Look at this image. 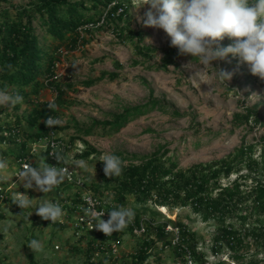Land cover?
Returning <instances> with one entry per match:
<instances>
[{
  "label": "rangeland",
  "instance_id": "374dc122",
  "mask_svg": "<svg viewBox=\"0 0 264 264\" xmlns=\"http://www.w3.org/2000/svg\"><path fill=\"white\" fill-rule=\"evenodd\" d=\"M29 1L11 0L16 5H24ZM122 2L128 8V16L113 24L120 27L128 25L134 31L145 32L143 43L146 45L166 48L170 44L169 38L162 29L143 25L142 18L148 5L142 6L140 0H122ZM4 7L5 5H1L0 9ZM91 34L92 37L82 49L70 52L65 57L68 65L65 69H61L63 71L61 83L65 84L70 79L75 87L67 90L64 101L62 104H57L56 110V117L65 121L62 126L64 129L58 130L59 135L69 147L71 145L66 157L90 188L103 187L99 171L104 165L100 162V158L96 157L88 160L78 159L79 153L75 151L79 149L77 145L83 147V141L99 151L100 157L104 153L117 152L147 155L164 146L170 151L168 156L178 157L181 167H189L221 159L240 146L243 141L254 143L264 136V125L256 126L250 131L245 126L234 128L232 123L234 114L242 111V105H258L264 116V81L251 75L246 65L238 63V58L229 55L223 60L212 62L213 68L232 73L229 81H220L215 76V69L204 68L190 56L181 57L177 61V66L169 67L167 71L159 68L163 57L160 51L144 65L133 66L132 61L138 59L134 42L120 41L112 24L92 29ZM86 37L88 38V35ZM230 43L231 41L225 38L220 41V46L226 47ZM115 61L122 64L121 69L118 70L120 72L118 79L112 81L105 78L90 87L82 84L88 79L99 77L101 72L115 71ZM143 80L147 84H144ZM153 99L186 113V116L173 117L162 110H154L135 117L119 132L97 128L91 135H86L78 130L91 126L94 120L103 121L109 118L110 114L119 113L124 108L144 104ZM39 100L57 101V95L50 89L43 90ZM0 109L7 114L0 117L2 124L12 125L15 115L21 118V128L26 143L31 144L33 141L31 142L25 133L27 131L25 117L30 105L22 104L18 108L16 105L0 107ZM25 138L22 137V142ZM20 143L21 141L16 144L10 142L0 146V159H5L9 163V168L3 173L6 179L0 181V185L3 188L12 187L9 191L12 200L10 203H3L0 210V264H29L30 254L34 256L36 264H131L133 253L137 252L143 240L155 238L153 232L139 235L125 228L120 236L118 254L112 255L111 244L104 243V250L99 257L91 262L88 261L89 241L92 239L97 244L101 240L96 235L84 234L81 238H76L74 235L71 223L74 218L73 204L76 203L77 198L75 187L71 185L68 188H61L63 185H58L50 192L42 193L36 190L35 185L32 189H28L23 181L14 183L16 156L23 151ZM29 149L27 147L24 151L28 153ZM259 155L258 149L256 157ZM41 161H46L45 153L42 151L31 157V162L35 163L36 167ZM243 172L246 173L245 170ZM236 177L237 175H232L231 181ZM223 183L226 184L227 180H223ZM19 191L24 193L25 198L32 200L33 207L21 209L13 203V197ZM100 196L112 203V195L109 191H104ZM41 199L59 203L64 215L56 222L43 220L35 214V206ZM132 202L133 199L130 200L128 207L134 206ZM157 210L161 215L147 214L144 217L145 221L150 219L154 222L153 226L163 224L167 219L184 223L189 232L196 234L197 251L205 255L207 264H217L220 261L224 264L251 262L264 264V251L252 246L251 240H247L251 245L248 249L239 251L238 254L244 256L240 261H234L233 253L227 248L216 253L213 250L217 235L215 222H205L189 208ZM33 239L43 245V252L34 253L28 247ZM170 239L171 233L168 232V240ZM155 240L153 255L146 263L173 264L179 258L175 250L166 249L163 241L157 238Z\"/></svg>",
  "mask_w": 264,
  "mask_h": 264
},
{
  "label": "trees",
  "instance_id": "16d2710c",
  "mask_svg": "<svg viewBox=\"0 0 264 264\" xmlns=\"http://www.w3.org/2000/svg\"><path fill=\"white\" fill-rule=\"evenodd\" d=\"M1 5L5 7L0 9V86L8 83L18 88L23 96V103L17 104V108L22 104L30 105L25 117L27 127L25 133L31 142L38 141L47 134L44 123L47 117L57 118L56 110L51 111L47 107L49 102L39 100L41 92L47 89L56 90L57 101L54 102L57 105L62 104L67 90L75 87L70 79L63 84L52 78L56 62L61 60V51L79 50L80 46H85L92 37L90 29L84 31L88 38L83 37L79 30L81 27L100 23L104 17L102 25L112 24L120 41L134 42L138 59L132 61L133 66L144 65L160 51L163 57L159 68L167 71L169 65L177 66V61L183 57L178 55L177 49L170 47V44L166 48L144 44L143 31H134L128 25L120 27L113 24L128 16V8L122 0H30L24 5H16L11 0H0ZM190 58L196 60L191 56ZM114 67L115 71L101 72L99 77L88 79L82 84L90 87L105 78L112 81L118 79L120 76L118 70L122 64L115 61ZM142 82L147 84L145 80ZM242 106V111L236 112L233 116L234 128L245 126L251 131L256 126L263 127L264 116L258 105ZM154 110H162L173 117L186 116V113L153 99L144 104L124 108L119 113L110 114L109 118L103 121L94 120L91 126L78 130L86 135H91L97 128L119 132L135 117ZM4 115L7 114L0 109V117ZM21 126L22 120L16 115L12 125L0 122V146L10 142L16 144L21 139V149L23 151L27 149L30 144L26 143ZM55 127L57 130L64 129L61 126ZM22 137L25 138L23 142ZM82 143L85 149L78 155V159L100 158L99 151L86 141ZM258 149L260 155L256 157ZM23 151L16 157L26 156L27 152ZM169 152L163 146L147 155L114 153L127 162L121 175L106 177L102 168L99 171V178L103 187L91 188L97 195L109 191L112 195V208L119 205L128 207L130 200L133 199L132 209L135 211L136 226H139L143 216L147 214L161 215L157 209L189 208L205 222H215L217 235L213 250L216 253L227 248L233 253L232 259L240 261L244 256L239 255V251L251 246L247 240H251L252 246L264 251V136L254 143L243 141L221 159L189 167H181L178 157L168 156ZM45 159L52 163L47 153ZM32 166L36 167V164L32 163ZM232 175H237L233 181ZM223 180H227V183H223ZM61 185H63L61 188L71 187V184L65 181L59 184ZM77 200L76 198V202ZM169 223L180 227L181 244L189 248L194 261L207 264L205 255L197 251L196 234L187 232L184 223L167 219L165 223L153 226L154 222L149 219L146 232L147 234L153 232L155 238L163 241V245L170 244L166 231ZM129 230L135 232L133 226ZM120 236L113 233L111 236L106 237L103 234L98 238L105 242L109 239H118ZM155 238L143 240L137 252L133 253L131 264H147L156 246ZM94 251L95 242L91 239L87 251L89 252L87 259L90 262ZM174 252L182 257L178 250ZM28 258L29 264H36L32 254ZM217 264L224 262L220 261Z\"/></svg>",
  "mask_w": 264,
  "mask_h": 264
},
{
  "label": "clouds",
  "instance_id": "9594fccd",
  "mask_svg": "<svg viewBox=\"0 0 264 264\" xmlns=\"http://www.w3.org/2000/svg\"><path fill=\"white\" fill-rule=\"evenodd\" d=\"M140 3L149 6L142 18L143 25L162 29L169 38L170 47L177 49L178 55L191 56L204 68H213V61L231 55L238 58V63L246 65L251 75L264 81V0H140ZM225 38L231 43L221 47L220 41ZM8 67L11 68V65ZM213 69L220 81L232 78L231 72ZM21 103L23 96L15 85L3 83L0 86V107H15ZM47 107L55 111L58 106L52 101ZM44 123L49 127H62L65 121L49 116ZM51 155L58 164L67 162L62 150L56 145H53ZM100 162H103L106 177L121 175L127 164L113 153L101 155ZM8 168V161L0 159V181L6 179L3 173ZM66 175L67 168L41 161L38 167L25 165L18 177L26 188L32 189L35 185L36 190L47 193L61 184ZM13 203L21 209L33 207L32 200L23 197V194ZM84 211L89 217L91 229L95 228L106 236L123 231L135 218L134 209L123 205L109 210L107 221L102 218L105 212L96 211L94 204ZM35 214L43 220L56 222L64 215V211L59 203L41 199L35 206ZM28 247L34 253L44 250L43 245L35 239L29 242Z\"/></svg>",
  "mask_w": 264,
  "mask_h": 264
},
{
  "label": "built area",
  "instance_id": "2783aa9c",
  "mask_svg": "<svg viewBox=\"0 0 264 264\" xmlns=\"http://www.w3.org/2000/svg\"><path fill=\"white\" fill-rule=\"evenodd\" d=\"M122 10V9H121ZM104 23V17L100 23L97 24H88L85 25L84 27H81L79 30L82 33V36L85 37L84 31L86 29H95L99 28L102 24ZM84 46H80V49H82ZM70 52L69 51H61V60L57 61L55 64V69H54V76L53 80L55 81H61V76H62V70L65 69V67L68 65L67 64V59L65 58ZM51 91L55 92L57 95L56 90ZM46 130L47 134L44 137H41L38 141H34L29 145V152L27 153L26 156H20L19 158H16V165L14 167V183H17L21 181L18 177L20 171H22L25 167V165H31V157L35 156L37 152L42 151L45 154L47 153L52 164H54L57 167L61 168H67L68 170V175H66L65 181L68 184H71L75 187L76 189V195H77V202L73 204V214L74 218L72 220V228L73 232L76 238H81L84 234H89V235H96L100 236L103 235V232H100L96 230L95 228L91 229V225L89 224V217L87 216L86 212L84 211L87 209L90 204H94V209L96 211H103L105 212V215L102 217L105 221L109 219V216L107 212L112 209L111 203L109 201H106L102 196L95 194V192L87 185L86 180L79 176L77 173V169L73 166L72 162L69 161L66 157V153L69 151L71 148V145H67L64 141L58 130L56 129L55 126L49 127L46 125ZM21 141V139L19 140ZM53 145L58 146L62 150V154L66 157L67 162L66 163H60L58 164L55 158L51 155L53 151ZM79 146V149L77 148L75 153L81 154L85 146L82 145H77ZM81 147V148H80ZM13 183V184H14ZM12 187H7L3 188L0 185V210H2L1 205L3 203H10L11 197L9 191L11 190ZM25 197L24 193L19 191L14 199H19ZM145 216H143L142 221L140 222L139 226H136L135 224V218L132 223H130L126 228L130 229V227L135 228V232L138 233L139 235H144L147 232V223L149 222V219L145 221L144 219ZM95 223V221H93ZM167 233H171V239L170 244L164 245V248H173L174 250H178L179 253H181L182 257L178 256L179 258L173 263V264H197L189 250V248L186 245L181 244V237H182V231L180 230V227H177L173 224H168L166 227ZM189 232V230H187ZM118 235L120 236V232H117ZM106 236V235H105ZM108 237V236H106ZM104 243H109L111 244V254L115 255L119 253V245H120V237L118 239H109L105 242H99L95 244V251L92 256V260H95L99 257L100 253L104 250L103 244ZM58 248V247H57Z\"/></svg>",
  "mask_w": 264,
  "mask_h": 264
}]
</instances>
